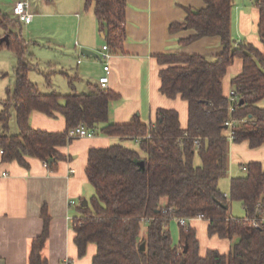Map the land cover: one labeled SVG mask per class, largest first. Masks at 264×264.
I'll return each mask as SVG.
<instances>
[{
	"label": "trees",
	"instance_id": "1",
	"mask_svg": "<svg viewBox=\"0 0 264 264\" xmlns=\"http://www.w3.org/2000/svg\"><path fill=\"white\" fill-rule=\"evenodd\" d=\"M203 1L205 5L198 9L184 7L183 20L170 22L168 31L191 29L189 36L179 40L182 45L218 36L222 50L212 57L156 54L162 65L160 92L169 98L179 95L188 104L185 128L180 126L177 111L165 108L157 109L153 124L138 115L128 122H111L109 103L118 95L95 84L88 93L40 91L28 78L37 63L30 60L20 30L11 28L17 20L0 10V39L8 36L7 41H0V49L16 55L13 91H7L0 110L1 160L27 167L26 158L35 157L53 170L58 160L65 159L59 147L73 139L68 130L80 123L106 136L139 139V150L115 143L88 151L85 175L94 193L86 204L80 202L71 227L79 256L85 254L88 243L95 244L92 264H264V167L260 161L245 163L243 172L230 178L228 197L219 186L229 167L227 119L236 120L232 142L247 141L250 147L264 143V106L260 104L264 101V0H255L262 51L231 36L232 0ZM125 5L126 0H84V8H92L112 54L123 51ZM235 58L242 65L230 79L238 100L229 112L222 77ZM46 81L49 83L48 75ZM11 106L18 127L15 134L8 133ZM33 110L49 116L61 114L65 128L54 132L31 127ZM229 200L240 201L244 216L230 215ZM198 214L207 221L209 237L230 241L227 253L208 249L200 255L195 229L188 225L179 224V239H172L167 227L170 219ZM40 215L42 230L31 240L28 264H48L43 254L49 235L45 206Z\"/></svg>",
	"mask_w": 264,
	"mask_h": 264
},
{
	"label": "crops",
	"instance_id": "2",
	"mask_svg": "<svg viewBox=\"0 0 264 264\" xmlns=\"http://www.w3.org/2000/svg\"><path fill=\"white\" fill-rule=\"evenodd\" d=\"M28 3L32 13L29 21L17 20L11 26L17 32L18 27L22 23L25 24L28 32L25 41L28 45L32 42L36 43L33 38L41 39V36L33 35L29 29L35 21L36 13L40 15L37 16L38 18H69V21H64L72 24L75 29L71 43L60 45L65 58L63 63L52 70L66 78V88L62 87L58 93L93 91L92 86L98 85V78L104 74L99 55L102 45L106 42L99 31L98 21L92 8H84V0H37L36 3L29 1ZM204 5L203 0H126V36L123 51L112 54L110 57V71L105 86L118 95L109 103V121L124 123L130 121L134 115H138L142 121L153 124L157 109L165 108L176 110L180 126L186 127L187 102L179 95L169 98L160 92L159 70L162 65L157 62L156 54L178 52L212 57L222 50L218 36H204L182 45L179 40L189 36L193 31L191 29H180L173 33L168 31L170 22L183 20L184 7L198 9ZM50 8H53V12L38 11V9ZM258 18L259 10L255 0H232L231 36L236 41L250 42L262 51L263 45L257 34ZM81 47L95 51L98 57L80 54ZM72 51H75L73 55H71ZM30 53L32 61L33 52L30 51ZM74 56L76 67H68V62L73 60ZM12 60L14 74L15 53L10 57V61ZM241 65V59L235 58L227 71L230 67H234V74H237L241 70ZM2 68L0 64V71ZM38 68L37 65L36 69ZM32 70L35 69L28 72L30 80ZM231 77L230 75L226 78V85L222 80L224 95L233 89L229 87V85L232 86ZM4 102L1 101L0 110ZM29 124L33 128L56 132L65 128V119L58 113L55 116H49L33 110L29 115ZM9 126L12 132L14 130L18 132L12 106ZM115 143L136 149L127 144V139L93 132L92 136L76 137L66 145L60 146L59 151L65 155V159L58 160L53 170L35 157H27L28 166L25 167L16 161H3L0 155V264H28L31 240L42 230L43 220L40 214L44 206L49 215V235L43 249L48 264H92L96 246L94 243H88L85 254L78 255L77 247L73 242L71 218L78 214L77 207L80 202L87 200L94 193V188L85 175L89 149L106 147ZM248 161H260L264 167V143L257 147H250L247 141L230 142L227 178L230 180L231 177L240 175L244 170L242 166ZM220 189L228 197L229 181L227 189L221 187ZM70 199L74 201L73 204H68ZM162 203H165V199H162ZM173 220L175 218L169 220L168 228ZM187 225L195 229L200 255H204L208 249H216L220 253L229 251L228 239L207 235L206 220L191 219ZM143 232L144 230H141L142 234Z\"/></svg>",
	"mask_w": 264,
	"mask_h": 264
},
{
	"label": "rangeland",
	"instance_id": "3",
	"mask_svg": "<svg viewBox=\"0 0 264 264\" xmlns=\"http://www.w3.org/2000/svg\"><path fill=\"white\" fill-rule=\"evenodd\" d=\"M20 0H0V10L4 13H7L11 15L10 10H12V5ZM31 3H36L37 0H26ZM35 5V4H34ZM36 7V6H35ZM41 13H48L53 12V8L50 9H43L39 10ZM10 12V13H9ZM39 13H36V18H32L35 21L29 26L33 33V35L39 37L41 36V39H45L42 41L39 38H33L35 44L32 42L28 45L29 51L33 52V59L32 61L37 63L38 69L32 70L30 77L31 80L37 84L38 88L42 92H51L55 89L57 92L61 91L62 87L66 88V78L62 76L59 73L53 72L54 67H58V65H61L63 63L64 55H63V48H61V44L67 43L68 45L71 43V41L74 39V27L72 24L65 22L64 20H68L69 18L65 17H45V18H38L37 16ZM21 26V27H20ZM18 29L20 30L23 38L25 39L27 36V27L25 24H21ZM34 36V37H35ZM73 44V43H72ZM75 51L71 52V55H73ZM14 54L12 50L7 48L0 49V64L2 68V71H0V105L1 101L6 99L7 91L9 93H12L13 85H14V74L12 71V66L14 65L13 60L10 61L11 55ZM70 59H72L70 57ZM75 56L73 60H70L68 62V67H76L75 63ZM72 61V62H71ZM67 62V61H65ZM4 74V75H3ZM47 75L49 77V84L47 83ZM234 76V67H230L227 71V73L222 77L223 84L226 85V78L229 76ZM229 87H233L230 86ZM262 106H264V101L262 100L260 102ZM9 133H17V130H14L12 132L10 126L8 128ZM128 145H131V147L136 148L139 150V145L132 139H127ZM143 153V152H142ZM195 161H199L197 156L195 158ZM229 179L227 176L220 179L219 186L222 189H227ZM230 213L233 216L240 217L244 215V210L242 208V205L240 201L238 200H231L230 201ZM178 222L173 220L170 223L169 229L172 239L177 242L179 239V228H178ZM144 224H142V230H144ZM231 245V243H230Z\"/></svg>",
	"mask_w": 264,
	"mask_h": 264
},
{
	"label": "built area",
	"instance_id": "4",
	"mask_svg": "<svg viewBox=\"0 0 264 264\" xmlns=\"http://www.w3.org/2000/svg\"><path fill=\"white\" fill-rule=\"evenodd\" d=\"M11 14L13 16V18L15 20H18V21H24V22H27L29 21L32 13L29 9V3L28 1L26 0H20V1H16L14 4H13V7H12V10H11ZM112 56V53L109 51L108 49V46L106 43H104L102 45V51L99 55L100 57V61L102 62V68H103V71H104V74L102 76H100L98 78V85L100 87H105L106 84H107V80H108V73L110 71V67H109V59L110 57ZM227 98L229 99L230 101V105H229V112H231L233 109H234V102H236L238 100V96L233 89L229 90L228 94L226 95ZM236 122L235 119L233 118H229L227 119L224 124L226 126V132H227V136H228V139L230 142H232V138H233V126H234V123ZM93 135V131L89 130L86 128V126L82 123L76 125L75 127L73 128H70L68 130V136L71 137V138H76V137H82V136H92ZM135 142H138L139 139L138 138H135L134 139ZM2 152V150L0 149V153ZM242 169H245V166H242ZM74 201L72 199H70L68 201V204H73ZM202 219V215L201 214H198L194 217H188V218H185V217H177L175 218V220L182 226H187V222L191 219ZM262 223H264V216L263 218L261 219Z\"/></svg>",
	"mask_w": 264,
	"mask_h": 264
},
{
	"label": "water",
	"instance_id": "5",
	"mask_svg": "<svg viewBox=\"0 0 264 264\" xmlns=\"http://www.w3.org/2000/svg\"><path fill=\"white\" fill-rule=\"evenodd\" d=\"M7 39H8V36L7 35H4L0 39V41H3V40L7 41ZM80 54L85 55V56H95V57H98V54L95 51H93L91 49H88V48H85V47H81L80 48ZM241 102H242V100H239V103H241ZM50 160H48V161H50ZM139 164L142 166L143 165V162L142 161H139ZM86 202H87L86 200H83V204H86ZM141 248H143V244H141Z\"/></svg>",
	"mask_w": 264,
	"mask_h": 264
}]
</instances>
